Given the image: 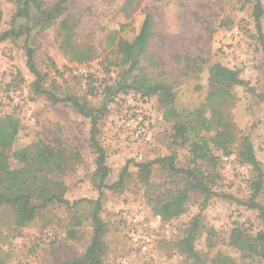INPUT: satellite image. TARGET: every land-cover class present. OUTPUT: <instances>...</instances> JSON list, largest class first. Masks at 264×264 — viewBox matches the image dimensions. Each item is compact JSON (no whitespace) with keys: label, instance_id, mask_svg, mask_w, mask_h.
<instances>
[{"label":"rangeland","instance_id":"obj_1","mask_svg":"<svg viewBox=\"0 0 264 264\" xmlns=\"http://www.w3.org/2000/svg\"><path fill=\"white\" fill-rule=\"evenodd\" d=\"M39 1L46 8L55 0ZM124 2L70 0V11L49 25L37 22L35 9L34 21L18 18V24L33 28L27 43L36 51L37 67L49 73L47 86L60 97L77 95L99 107L104 87L119 83L128 66L127 42L134 40L146 14L151 13L154 35L148 52L141 57L140 72L157 80H169L176 93V106L193 110L215 91L209 84L215 64L236 71L250 84L232 89L235 98L232 119L239 138L250 137L264 167V55L252 17L253 4L247 0H141L138 6L124 11ZM18 9L15 0H0V33L10 28ZM262 21L264 29V16ZM25 41L24 35L0 44V118L9 115L19 122V133L9 152L10 167L20 169L29 164L33 173L27 176L32 187L38 184L33 180L36 174L46 191L64 196L71 203L101 197L100 216L106 230L100 254L105 264H120V257L130 253L121 213L141 206L150 217L158 214L155 203L149 200L155 188L148 189L138 178L135 161L176 152L178 166L187 167L192 165L189 146L174 139L172 124L163 119L164 107L156 96L141 98L133 90L118 94L101 120V142L111 167L109 184L120 179L127 164L129 173L121 187L99 192L93 179L96 156L89 147L90 121L70 105L53 104L32 92L35 76L26 66ZM74 47L77 51H89L92 59L83 64L74 62L72 58L77 53L72 52ZM136 109L144 117L145 132L140 135L136 123L131 122ZM26 147H29L27 162L13 157L14 151ZM39 149L53 153L62 150L66 156L63 168L57 170L47 162L40 164L36 156ZM233 150L229 161L223 159L226 154L216 152L220 159L204 164L203 168L218 178L214 190L245 201L249 197L250 169L241 163L243 150L239 142ZM179 180L171 178L160 166L153 168L151 181L156 191L178 188ZM37 201L36 192L32 202ZM204 201V195L191 193L186 213L174 222L163 220V226L170 224L169 229L153 230L158 243L155 257L136 264H193L178 243L194 217H198L201 225L195 247L206 264H212L217 255L215 263L229 257L226 264H264V259L243 258L228 246L229 234L236 223H243L253 233L262 226L258 212L221 197L210 198L206 205ZM259 201L264 204V193ZM94 210L95 205L88 200L75 206L53 202L21 226L16 222V208L0 207L1 261L67 264L82 259L93 237ZM209 229L215 233L211 239ZM210 240L213 247H209Z\"/></svg>","mask_w":264,"mask_h":264},{"label":"trees","instance_id":"obj_2","mask_svg":"<svg viewBox=\"0 0 264 264\" xmlns=\"http://www.w3.org/2000/svg\"><path fill=\"white\" fill-rule=\"evenodd\" d=\"M15 2L19 6L18 12L12 18L10 28L0 33V44L8 40H17L25 35L26 66L35 76V80L32 83V92L36 95L44 96L53 104L70 105L77 114L90 121L89 147L96 156V169L93 179L99 192L107 188L115 189L121 187L125 176L129 173V165L127 164L123 168L118 181L113 184L108 182L111 167L107 162L106 149L101 142V120L106 115L108 106L118 94L129 90H133L141 98L156 96L164 107L163 119L172 124L174 139L178 140L181 145H188L192 156V165L187 167L178 166V155L176 152L153 160L135 161V166L138 168V178L148 189L155 188L149 200L155 203L156 213L161 215L164 221H176V218L186 213L191 193L204 195V205L213 197L235 201L238 205L257 211V217L262 226L253 233L243 223H236L229 234L228 246L240 252L243 258L258 257L264 259V204L259 201V197L264 193V167L262 161L257 157L250 137L239 138L238 127L232 119L235 101L232 89L235 86H248L250 84L249 81L242 79L236 71L215 64L217 66L213 73L214 75L209 78L210 88L213 89L215 87L214 93H211L212 96L208 95L193 110L179 109L176 106L174 86L169 80L165 78L157 80L139 70L138 66L141 57L148 52L154 35V17L151 13H147L134 40L127 42L128 66L123 71L121 80L119 83L107 84L104 87L103 102L99 107L93 105L88 99H83L77 95L60 97L47 86L49 73L42 72L37 67L35 60L36 51L27 43L33 28L29 24H18L17 20L21 17L29 22L34 21L32 10L34 12L35 9L39 16L37 22L42 23L45 21V25H49L70 11V0H55L51 6L46 8L43 7L42 2L39 0H15ZM247 2L253 4L252 17L254 18L255 28L264 55L263 1L247 0ZM140 3L141 0H125L122 10L128 11L131 6H138ZM108 44H112V42ZM72 52L74 54L77 52L75 54L76 57L72 58L76 63L83 64L92 59V55L88 54L89 51H77V48L74 47ZM56 72L62 74L59 70ZM128 77L131 79H128ZM212 97L215 98L212 99ZM18 133L19 122L14 117L8 115L0 118V207L9 206L16 208V222L18 225L23 226L32 221L40 209L46 208L53 202L75 206L82 200H88L95 205V210L91 215L94 227L92 241L86 248L82 259L72 260L67 264H105L100 254V250L104 247L102 238L106 230L105 223L100 216L101 197L96 200H75L71 203L64 196L46 191L44 184L36 174L33 175V180L38 184L36 187H32V180L27 176V173H33L29 169V164L24 165L20 169H11L10 167L11 155L9 152L15 143ZM238 142L243 150L240 154L241 163L250 169L248 178L249 197L245 201L237 199L234 195L214 190L218 178H216L214 173L207 172L203 168L204 164L216 162L220 159V155H216V152H223L226 156L232 155L234 153L233 146ZM28 148L14 151L12 153L13 157L19 161L27 162ZM36 156L40 160V164L42 162L50 163L57 170H61L66 162V156L62 150L53 153L49 150L39 149ZM155 166H160L163 171L170 174L171 178H180L181 185L175 189H168L166 192L156 191L157 187L151 181ZM36 192L38 201L33 203L32 199ZM126 211L128 209L123 212ZM121 215L120 221H122ZM200 228L198 217H194L186 234L178 243L183 245V250L187 257L192 259L193 264H206L207 262L195 247ZM209 234L211 239L215 234L213 229H209ZM209 247H213L211 240ZM157 251L158 243L154 239L148 253L135 259L131 264H136L141 259H151L155 257ZM218 257L217 255L215 259ZM215 259H212V264H226L230 260L229 257H224L221 261L215 263ZM0 264H3L1 259Z\"/></svg>","mask_w":264,"mask_h":264},{"label":"built area","instance_id":"obj_3","mask_svg":"<svg viewBox=\"0 0 264 264\" xmlns=\"http://www.w3.org/2000/svg\"><path fill=\"white\" fill-rule=\"evenodd\" d=\"M15 100L16 102L18 101V99ZM135 112V117L131 119V122L136 123L138 126L137 135H140L145 132L144 117L140 109H136ZM131 122L128 123L130 124ZM230 158V156H223V159L226 161H229ZM242 168L245 169V167ZM121 218L130 244V253L120 257V264H131L135 259L139 258V256L148 253L153 245L154 229L162 228L164 230V227L167 229L170 228L169 223L163 226V218L161 215L157 214L154 217H150L141 206L124 212ZM168 231L169 230H167V232Z\"/></svg>","mask_w":264,"mask_h":264}]
</instances>
